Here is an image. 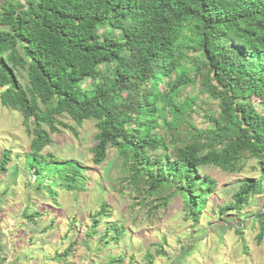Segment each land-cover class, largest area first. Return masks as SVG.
<instances>
[{"label":"trees","instance_id":"16d2710c","mask_svg":"<svg viewBox=\"0 0 264 264\" xmlns=\"http://www.w3.org/2000/svg\"><path fill=\"white\" fill-rule=\"evenodd\" d=\"M0 27V101L32 134L24 162L35 179L46 172L80 187V164L42 154L66 114L96 120L94 164L115 148L121 181L145 192L143 203L181 193L194 220L217 188L203 167L240 172L254 159L258 176L236 182L217 208L232 223L230 211L261 198L253 221L264 244V0H6ZM203 95L216 103L208 127L182 134ZM12 158L2 150L0 175L18 170Z\"/></svg>","mask_w":264,"mask_h":264},{"label":"rangeland","instance_id":"374dc122","mask_svg":"<svg viewBox=\"0 0 264 264\" xmlns=\"http://www.w3.org/2000/svg\"><path fill=\"white\" fill-rule=\"evenodd\" d=\"M5 2L0 0V6ZM111 31L103 28L101 34ZM19 80L24 82V77ZM186 90L193 93L190 87ZM202 97L196 112L187 114L189 123L181 124L182 134L191 129L189 124L208 127L205 114L216 103ZM58 117L60 131L51 132L52 141L42 154L80 164L79 188H68L51 173L45 172V180L42 176L35 179L26 168L28 160L24 162L31 151L32 134L21 112L0 101V158L2 150L10 149L18 168L0 175V264H264V244L256 240L258 225L253 221L262 199L252 200L239 213L230 211L237 215L232 223L217 208L231 201L236 182L258 176L256 160H248L240 172L203 167L217 180V188L194 220L181 193L157 208L151 205L155 196L143 203L147 194L138 196L121 181L124 173L115 148L109 149L102 164L93 163L95 119L79 125L67 114ZM190 241L197 242L193 250H182Z\"/></svg>","mask_w":264,"mask_h":264}]
</instances>
